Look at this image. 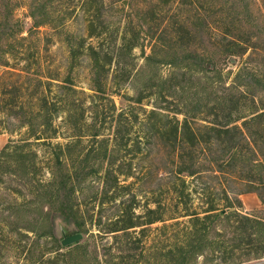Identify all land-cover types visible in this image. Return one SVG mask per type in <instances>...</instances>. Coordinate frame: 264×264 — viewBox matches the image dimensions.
I'll return each instance as SVG.
<instances>
[{
    "label": "rangeland",
    "instance_id": "1",
    "mask_svg": "<svg viewBox=\"0 0 264 264\" xmlns=\"http://www.w3.org/2000/svg\"><path fill=\"white\" fill-rule=\"evenodd\" d=\"M36 1L0 0V152L9 144L32 143L25 151L38 154L42 170L39 168L37 180L48 181L50 148L30 139L27 125L36 118L45 96L50 102L63 99L66 110L53 119V126L59 132L55 142L72 141L74 135L80 134V127L85 126L90 132L84 140L86 146L91 147L90 135L100 129V140H106L105 146L110 150L124 148L115 155V166L133 173L127 183L131 186L127 198L132 194L137 197L138 213L144 214L148 205L157 208L161 203L166 208L164 219L170 224L172 219L188 211L203 215L213 203L222 209L227 206L228 195L241 213L264 219L260 196L257 192H248V181L242 179L241 173H216L217 166L200 151L196 166L199 173L177 177L180 150L164 134V126L177 112V105L210 110L225 97L243 91L242 83H253V91L259 92L262 88L257 80L253 82L250 73L254 71L264 78V0H202L197 7L188 8L180 6V1L167 5L168 0H101L108 25V32L101 38L89 37L87 20L78 5L80 0H49L48 7L56 22L39 28L31 17V6ZM63 17L67 20L62 25ZM126 35H140L141 47L132 54L120 51ZM234 39L249 44H243L242 54L231 57L225 51ZM83 44L85 47H81ZM90 44L105 46L112 57L107 61L113 59L100 83L88 50ZM154 50L155 58L148 62L146 57ZM187 52L200 53L208 63L211 60L213 71L197 73L164 64L166 59L180 62ZM100 88L105 93H96ZM262 96L258 93L257 100ZM152 111L169 119L152 115ZM198 119L205 124L201 120L209 123L215 118L200 115ZM138 143L142 151L136 153ZM206 154L211 159L210 151ZM99 162L101 171L109 167V160ZM19 175L4 176L0 204L8 207L17 200L30 209L27 213H12L14 218L10 219L6 231L0 232V264H34V253L28 252L29 244L37 242L35 235L28 232L33 227L46 234L40 241L46 257L68 251L59 249L64 246L62 242L56 245L51 232L60 241L64 235L75 233L84 234L81 244L88 240L90 235L61 217L52 215L45 225L34 226L33 218L39 216L34 204L37 185L31 178H24L22 172ZM176 188L185 191L183 199H178ZM98 192L99 185L88 183L81 199L94 197ZM236 198L241 200L242 207ZM99 205L98 202V206L97 203L96 207L90 206L95 217L100 212L106 217L113 215L111 211L106 214ZM110 208V204L104 206V209ZM14 242L22 243V249L17 250ZM91 243L93 248V240ZM198 264L211 263L201 257ZM249 264H264V260Z\"/></svg>",
    "mask_w": 264,
    "mask_h": 264
},
{
    "label": "trees",
    "instance_id": "2",
    "mask_svg": "<svg viewBox=\"0 0 264 264\" xmlns=\"http://www.w3.org/2000/svg\"><path fill=\"white\" fill-rule=\"evenodd\" d=\"M48 1L37 0L31 6V17L38 28L52 26L56 22L48 7ZM177 1H180V6L188 8L197 7L202 0H168L165 4L172 5ZM78 5L87 20L90 38H101L108 32L103 1L80 0ZM66 20L63 17L60 23L63 25ZM183 28L185 29L184 26ZM243 44L249 42L232 40L225 51L226 55L232 57L242 54ZM81 47H85V44ZM138 47H141L140 35H126L120 51L132 54ZM88 50L100 83L101 76L108 72L107 65L113 61H107L112 58L111 52H106L103 45L93 44L88 45ZM155 55L154 50L152 55L146 57L147 61H153ZM167 60L164 64L173 65L176 69L189 68L197 73L213 71L214 63L211 60L208 63V59L197 52H187L177 63ZM250 75L253 82L257 80L262 85L259 92L252 90L253 83H242L241 86H245L243 91L225 97L210 110L202 106L191 109L186 104L177 105V112L171 119L157 111H152L151 114L169 119L164 126V134L174 140L175 148L180 150L178 159L181 162L177 177L180 178L182 174L192 177L199 173L196 166L200 151L211 164L217 166L216 173L232 175L240 172L242 179L248 181V192H257L264 205V78L254 71H251ZM96 93L105 92L100 88ZM258 93L263 94L259 101ZM64 101L61 99L50 102L45 96L36 118L33 117L27 125L30 139H34L36 144L50 148L47 159L50 172L48 181L37 180L39 168L42 170V165L37 161L38 154L25 151L32 143L9 144L0 152V184L6 174L21 176L19 173L22 172L24 178H31L37 185L34 204L39 216L33 218L34 226L45 225L53 215L61 217L68 224L77 225L87 236L90 235L85 243L59 248L68 249L67 253L46 257L40 242L46 238V234L39 233L35 227L31 228L28 232L35 235L37 242L29 244V248L27 245L26 249L34 253V264H198L201 257H205L211 264H249L264 260V219L241 213L235 206V201L228 195L226 207L220 209L213 203L203 215L188 211L182 217L172 219L171 225L164 219L166 208L161 203H158L157 208L148 205L144 214L138 213L137 197L132 194L127 198L131 194V186L127 183L133 173L118 170L115 166V155L122 153L124 148L110 150L108 145L105 146L107 141L100 140V129H95L90 135L91 147L86 146L84 140L90 132L85 126L80 127V134L74 135L72 141L66 144L55 142L59 132L53 126V119L66 110ZM138 102H142V99ZM113 106V110H116L115 103ZM200 115L214 116L215 119L209 123L200 119L207 124L199 123ZM38 120L40 124L35 125L34 122ZM155 131L162 133L161 130ZM137 146L136 153H139L142 149L139 143ZM208 151L211 159L206 154ZM100 160H109V167L104 171L99 169ZM88 183L99 185V192L94 197L82 200ZM183 184L185 185L184 181ZM176 193L179 200L183 199V189L176 188ZM236 200L242 207L241 200ZM98 202L99 208L106 210V214L111 211L113 215L106 217L100 212L95 217L90 206L96 207ZM108 204L111 208L104 209ZM27 206L25 203L19 204L17 200L8 207L1 203L0 232L6 231L10 219L14 218L12 213H27L30 209ZM181 218L188 219L180 221ZM157 224H163L164 227H155ZM220 224L224 227L219 228ZM50 234L56 245L60 246L62 241L52 235L54 233ZM14 244L15 248L18 246L17 250L22 249V243ZM37 251L39 255H36Z\"/></svg>",
    "mask_w": 264,
    "mask_h": 264
},
{
    "label": "water",
    "instance_id": "3",
    "mask_svg": "<svg viewBox=\"0 0 264 264\" xmlns=\"http://www.w3.org/2000/svg\"><path fill=\"white\" fill-rule=\"evenodd\" d=\"M84 240V234L83 233H75L73 235L67 236L64 235L62 240V245L64 247H70L73 245H76Z\"/></svg>",
    "mask_w": 264,
    "mask_h": 264
}]
</instances>
